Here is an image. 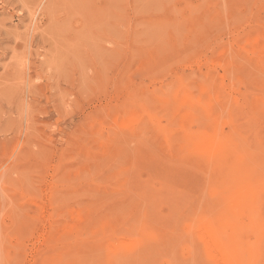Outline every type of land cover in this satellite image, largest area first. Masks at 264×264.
<instances>
[{
  "label": "rangeland",
  "instance_id": "rangeland-1",
  "mask_svg": "<svg viewBox=\"0 0 264 264\" xmlns=\"http://www.w3.org/2000/svg\"><path fill=\"white\" fill-rule=\"evenodd\" d=\"M206 223L264 264V0H0V264H214Z\"/></svg>",
  "mask_w": 264,
  "mask_h": 264
},
{
  "label": "bare ground",
  "instance_id": "bare-ground-1",
  "mask_svg": "<svg viewBox=\"0 0 264 264\" xmlns=\"http://www.w3.org/2000/svg\"><path fill=\"white\" fill-rule=\"evenodd\" d=\"M110 8H112V7H110ZM114 9V8H113ZM116 11V10H115ZM107 12V11H106ZM116 13V12H115ZM80 14V13H79ZM99 16H100V14H99ZM119 16H120V14H119ZM84 19V18H83ZM91 23V22H90ZM107 23V22H106ZM98 24V23H97ZM93 30V29H92ZM94 33V32H93ZM139 38V37H138ZM97 60V59H96ZM98 61V60H97ZM96 61V62H97ZM112 62V61H111ZM221 96V95H220ZM214 100H215V98H214ZM217 100V99H216ZM215 100V101H216ZM190 103V102H189ZM195 105V104H194ZM213 105H215V104H213ZM178 106H179V104H178ZM187 106V105H186ZM185 106V107H186ZM189 106H191V105H189ZM199 106V105H198ZM184 107V108H185ZM211 107H212V105H211ZM180 107H178L177 108V105H176V109H174V110H177V109H179ZM187 108V107H186ZM194 108V107H193ZM192 109V108H191ZM195 109V108H194ZM205 109V108H204ZM210 109V108H209ZM187 110V109H186ZM205 110H207V109H205ZM180 111V110H179ZM179 111H176L175 113H178ZM190 111V110H189ZM207 111H209V110H207ZM182 112H184V110L182 111ZM187 112V111H186ZM193 112V111H192ZM205 112V111H204ZM182 114H184V115H186L185 113H182ZM190 114V113H189ZM194 114V113H193ZM178 115H180L179 113H178ZM205 115H206V113H205ZM204 115V116H205ZM192 116V115H191ZM182 117V116H181ZM193 117V116H192ZM191 117V118H192ZM201 117V116H200ZM181 121H182V119H181ZM193 121H195V120H193ZM196 122V121H195ZM213 122H211V125H214V124H212ZM182 124V123H181ZM207 125H208V123H207ZM215 127V126H214ZM206 128H208V127H206ZM213 129V128H212ZM205 130V129H204ZM208 130V129H207ZM204 133L206 132V130L205 131H203ZM213 133H214V131H213ZM217 133V132H216ZM205 134H207V133H205ZM215 135V134H214ZM196 136V135H195ZM205 136V135H204ZM217 136H219V135H217ZM222 136V135H221ZM203 137V136H202ZM186 138V137H185ZM201 138V137H200ZM213 138V137H212ZM192 139V138H191ZM256 139V138H255ZM187 140V139H186ZM193 140V139H192ZM197 139H195V141H196ZM200 141H204L203 139L201 140L200 139ZM220 141H221V139H220ZM198 142V141H197ZM206 142V141H205ZM187 143V142H186ZM193 143V142H192ZM200 143V142H199ZM202 144V143H201ZM191 147H192V144H191ZM200 147V146H199ZM207 147L210 149L209 150V154L211 153L212 154V156H213V158H221V159H223V154H224V151H223V148H221V146H220V144L219 143H217V142H214L213 140H211V139H208L207 140ZM225 147V146H224ZM191 149V148H190ZM193 150H194V147L192 148ZM189 150V149H188ZM192 151V150H191ZM206 151H207V148H206ZM190 153V152H189ZM205 153V152H204ZM210 154V155H211ZM204 155V154H203ZM207 155V154H206ZM177 156V155H176ZM211 159V158H210ZM211 161V160H210ZM237 162H240V160L239 161H237ZM241 164V163H240ZM183 166V165H182ZM190 166V165H189ZM240 166V165H239ZM187 167V166H186ZM243 167V165H241V167L239 168V169H241ZM187 168H189V167H187ZM191 169V168H190ZM196 169V168H195ZM194 169V170H195ZM199 172V171H198ZM210 172V171H209ZM202 173V172H201ZM23 174V173H22ZM209 175V174H208ZM209 177V176H208ZM207 179V178H206ZM206 182H208V181H206ZM207 184V183H206ZM231 192V191H230ZM230 195H231V193H230ZM233 195H234V193H233ZM232 195V197H231V202L233 203V205H234V208H235V210L237 209V208H241L242 206H245V203L247 202V197H246V194H245V192H243V190L240 192V193H238V194H235L234 196ZM207 199H208V195H207V197H206ZM60 199V198H59ZM207 199H205V201L207 200ZM61 200V199H60ZM208 201V200H207ZM206 201V202H207ZM210 201V200H209ZM213 203H214V197H213ZM205 202V204L207 205L208 204V202L206 203ZM212 203V204H213ZM204 204V203H203ZM211 204V202L208 204L209 205V207H211V208H213V209H215V207H216V211H218V210H220V208L219 207H217V206H215V207H212V206H214V205H210ZM130 205V204H129ZM128 205V206H129ZM201 205V204H200ZM85 208V207H84ZM201 208V207H200ZM210 208V209H211ZM219 208V209H218ZM209 209V210H210ZM218 209V210H217ZM232 209V208H231ZM210 212V211H209ZM204 214H205V211H204V213H203V216L202 217H204ZM210 214V213H209ZM199 215V214H198ZM206 215V214H205ZM200 217H201V215H199ZM207 218H211V217H207ZM198 219V218H197ZM208 219V220H209ZM212 220H214V219H212ZM209 221H211V219L209 220ZM215 221V220H214ZM204 222V221H203ZM213 222V221H212ZM199 227V226H198ZM203 231H202V236L203 237H201L202 239H203V241H204V243H205V247H206V249L208 248L209 250V252L211 253V254H213L212 255V258L211 259H213V261H214V264H240L239 263V261H238V257H236V256H234L232 253H230L229 252V250L227 249V247H226V245H225V243H224V241H222V238L217 234V232H216V230H215V225H213V224H210V223H206V225L205 226H203ZM199 230H200V228H199ZM198 230V231H199ZM200 233V232H199ZM201 236V235H200ZM224 238V237H223ZM130 245V244H129ZM187 245V244H186ZM189 245H190V243H189ZM192 245V244H191ZM203 251V250H202ZM206 254H207V252H206ZM211 254L209 255V256H211ZM70 255V254H69ZM205 256V255H204ZM264 256V255H263ZM2 259V258H1ZM151 259V258H150ZM208 259H210V257L209 258H207L206 260H208ZM194 262V261H193ZM261 263V262H260ZM63 264V263H62ZM210 264H212V263H210Z\"/></svg>",
  "mask_w": 264,
  "mask_h": 264
}]
</instances>
